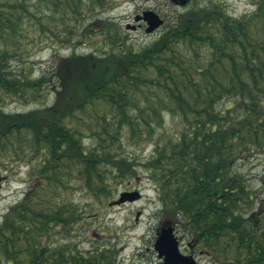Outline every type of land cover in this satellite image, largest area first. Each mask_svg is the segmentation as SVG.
Instances as JSON below:
<instances>
[{"label": "trees", "instance_id": "1", "mask_svg": "<svg viewBox=\"0 0 264 264\" xmlns=\"http://www.w3.org/2000/svg\"><path fill=\"white\" fill-rule=\"evenodd\" d=\"M124 1L135 0H0V167H25L27 181L0 221V264H118L109 243L51 238L94 214L74 190L107 202L139 166L161 224L190 253L264 264V198L237 171L264 153V0L240 16L221 0H187L139 47L101 17ZM30 28L93 51L58 58L49 75L15 72L13 48ZM6 98L41 105L10 112ZM124 143H152L151 154L140 161Z\"/></svg>", "mask_w": 264, "mask_h": 264}, {"label": "rangeland", "instance_id": "2", "mask_svg": "<svg viewBox=\"0 0 264 264\" xmlns=\"http://www.w3.org/2000/svg\"><path fill=\"white\" fill-rule=\"evenodd\" d=\"M226 4L227 10L234 16H240L253 9L252 0H221ZM182 5L174 4L170 0H135L118 3L115 8L107 10L101 17L118 22L124 29V35L129 42L139 47L153 40L166 24V20L159 29L147 33L144 22L136 29H126V25H138L133 18L145 10L157 12L163 19L171 18ZM16 57L9 62L10 68L15 72H31L36 77L49 75L54 71L58 58L70 54L73 50L77 53H89L93 51L90 46L79 43L72 47L61 46L52 42L50 37L37 35L28 29L20 38L18 48L14 47ZM5 111H23L40 104H24L22 102L5 99ZM172 121L167 117V126ZM125 144V143H124ZM126 149L136 154L140 161H144L152 151V143H144L140 146L125 144ZM10 174H4L6 170L0 167V221L8 208L22 197L27 187L25 180V167H12ZM246 180L259 191L264 198V153L248 156L237 167ZM138 178L129 184L117 185L115 195L107 202L97 203L81 190H74L70 197L85 210L94 209V214L87 221L83 220L81 228L74 234L63 237L55 234L51 241H74L82 249H89L96 242L109 243L116 249L118 264H160L154 248L158 232L167 225L161 224L160 203L155 186L147 178V173L138 167ZM138 190L141 193L139 199L126 201L119 205L110 204L118 199L120 193ZM91 206V207H90ZM179 240L180 251L190 254L186 240L181 231H176ZM196 264H213L205 255L195 254Z\"/></svg>", "mask_w": 264, "mask_h": 264}, {"label": "water", "instance_id": "3", "mask_svg": "<svg viewBox=\"0 0 264 264\" xmlns=\"http://www.w3.org/2000/svg\"><path fill=\"white\" fill-rule=\"evenodd\" d=\"M173 3L184 5L187 0H170ZM135 22L144 21L146 23L145 32L150 33L159 28L164 20L153 10H145L134 17ZM126 28L136 29L133 24H127ZM141 193L138 190L125 191L119 194V198L110 204L118 205L126 201L139 199ZM154 248L158 257L162 260L160 264H196L193 255H186L180 251L179 240L175 233V227L168 225L162 227L156 238Z\"/></svg>", "mask_w": 264, "mask_h": 264}]
</instances>
